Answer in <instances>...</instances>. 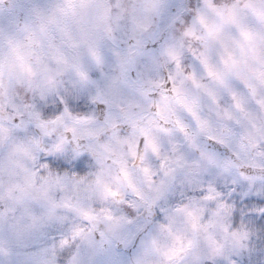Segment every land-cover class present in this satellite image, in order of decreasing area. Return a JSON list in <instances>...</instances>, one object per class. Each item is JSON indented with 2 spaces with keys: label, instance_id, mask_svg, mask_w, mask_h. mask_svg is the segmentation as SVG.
Returning <instances> with one entry per match:
<instances>
[{
  "label": "clouds",
  "instance_id": "9594fccd",
  "mask_svg": "<svg viewBox=\"0 0 264 264\" xmlns=\"http://www.w3.org/2000/svg\"><path fill=\"white\" fill-rule=\"evenodd\" d=\"M133 242L264 264V0H0V264Z\"/></svg>",
  "mask_w": 264,
  "mask_h": 264
},
{
  "label": "snow or ice",
  "instance_id": "6c2138e0",
  "mask_svg": "<svg viewBox=\"0 0 264 264\" xmlns=\"http://www.w3.org/2000/svg\"><path fill=\"white\" fill-rule=\"evenodd\" d=\"M205 67L207 68L208 75L210 77H215L221 84L224 83L223 78L220 76V74L216 73L211 67H209L207 64H205ZM211 94V93H210ZM235 98V97H233ZM141 230V225L136 224L134 227H132L129 231V235L139 232ZM125 245L127 246V240L125 239ZM128 252H131L133 256L136 257L135 261H133L130 258L126 259L125 254L122 253L119 249V247L108 249H102L98 254L97 257L94 258L91 261V264H141L140 258L136 255V244L135 242L132 243L131 248L127 249ZM172 255L175 254V251L170 253ZM37 260L36 264H50L49 261L46 260L45 254L43 251L37 253Z\"/></svg>",
  "mask_w": 264,
  "mask_h": 264
}]
</instances>
